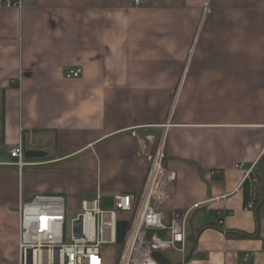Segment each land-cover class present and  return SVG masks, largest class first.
Here are the masks:
<instances>
[{
    "label": "crops",
    "instance_id": "obj_1",
    "mask_svg": "<svg viewBox=\"0 0 264 264\" xmlns=\"http://www.w3.org/2000/svg\"><path fill=\"white\" fill-rule=\"evenodd\" d=\"M23 5L0 8L4 259L17 257L21 200L62 193L80 211L97 191L138 198L163 144L176 181L157 207L167 221L189 212V264H264V207L246 208L243 191L264 169V0ZM21 142L47 155L20 169L9 150Z\"/></svg>",
    "mask_w": 264,
    "mask_h": 264
},
{
    "label": "built area",
    "instance_id": "obj_2",
    "mask_svg": "<svg viewBox=\"0 0 264 264\" xmlns=\"http://www.w3.org/2000/svg\"><path fill=\"white\" fill-rule=\"evenodd\" d=\"M141 3L142 0H135ZM23 0H0L2 9H22ZM81 69H71L68 77H78ZM13 164L22 169L33 164L25 157L23 143L9 150ZM163 144L148 156L150 163L145 185L138 196L118 193L113 196L114 208L103 209L100 204L102 193L97 191L93 200H84L81 210L72 220L70 231L67 215L70 206L62 193H40L29 201L21 200L19 213V241L17 264H106V244L117 243L119 211H131L123 243L116 264H161L154 252L175 251L180 260L170 264H189L187 254V218L189 212H174L170 221L157 204L170 196L176 181L174 171L164 163ZM243 165L239 164L241 168ZM251 172L248 171L247 176ZM248 209L254 208L250 202ZM164 230L168 236H161L150 230ZM248 255L246 256V259ZM0 264H5L0 250Z\"/></svg>",
    "mask_w": 264,
    "mask_h": 264
},
{
    "label": "trees",
    "instance_id": "obj_3",
    "mask_svg": "<svg viewBox=\"0 0 264 264\" xmlns=\"http://www.w3.org/2000/svg\"><path fill=\"white\" fill-rule=\"evenodd\" d=\"M243 191L245 206L247 207L249 202L252 201L254 203L253 209H255L257 212L260 211L264 207V169H261L258 173L251 171L243 183ZM132 217L133 212H131L130 216H128L126 219L122 220L130 222ZM237 235L247 236V234L240 233H237ZM119 246L121 248L122 245Z\"/></svg>",
    "mask_w": 264,
    "mask_h": 264
},
{
    "label": "rangeland",
    "instance_id": "obj_4",
    "mask_svg": "<svg viewBox=\"0 0 264 264\" xmlns=\"http://www.w3.org/2000/svg\"><path fill=\"white\" fill-rule=\"evenodd\" d=\"M100 206L103 208V209H112L114 208V204L112 202V200L108 199V198H105L103 197V199L101 200V204ZM79 211H76V210H70L68 212V215H67V225H68V230L70 231L71 229V225H72V220L73 218L76 217L77 213ZM119 216L120 218H123V219H126L128 216H130L131 214V211H119ZM154 230H150L149 233L153 232ZM119 250H120V246L119 244H106L105 246V261H106V264H116L117 263V257H118V254H119ZM16 255V251L14 252L13 254V257L11 261L7 262L6 258H5V264H17V257L15 256Z\"/></svg>",
    "mask_w": 264,
    "mask_h": 264
},
{
    "label": "water",
    "instance_id": "obj_5",
    "mask_svg": "<svg viewBox=\"0 0 264 264\" xmlns=\"http://www.w3.org/2000/svg\"><path fill=\"white\" fill-rule=\"evenodd\" d=\"M26 158H42L45 157L47 154L45 151L42 150H25L24 152ZM129 222L124 220H119L117 223V243L121 245L123 243L126 231L128 229ZM155 258L161 264H170V260L167 256L161 252H154Z\"/></svg>",
    "mask_w": 264,
    "mask_h": 264
}]
</instances>
